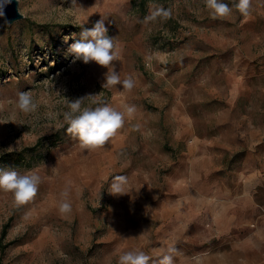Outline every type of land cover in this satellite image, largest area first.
Wrapping results in <instances>:
<instances>
[{"label": "rangeland", "instance_id": "rangeland-1", "mask_svg": "<svg viewBox=\"0 0 264 264\" xmlns=\"http://www.w3.org/2000/svg\"><path fill=\"white\" fill-rule=\"evenodd\" d=\"M17 5L23 18L0 22V157L40 141L4 169L33 170L41 183L20 206L0 190V264H117L127 250L155 259L170 247L174 264H264V0L223 19L204 0ZM158 6L170 18L145 21ZM101 17L131 91L103 88L107 69L68 53L80 25ZM20 91L35 112L16 108ZM90 94L135 109L94 151L63 119L67 100ZM117 176L127 178L126 194L110 192ZM65 189L72 211L62 214Z\"/></svg>", "mask_w": 264, "mask_h": 264}, {"label": "clouds", "instance_id": "clouds-1", "mask_svg": "<svg viewBox=\"0 0 264 264\" xmlns=\"http://www.w3.org/2000/svg\"><path fill=\"white\" fill-rule=\"evenodd\" d=\"M204 3L212 19H223L229 16L233 7L244 16L249 15L251 10V0H235L231 7L223 0H204ZM2 14L0 11V15ZM170 16L169 10L158 6L145 17V21H155L158 18L167 20ZM86 24L80 25V39L69 45L68 53L74 57L73 63L77 60L85 64L95 62L107 69L104 74L103 88L122 84L123 89L131 91L135 86L134 79L129 76L121 81L119 73L115 70L113 62L121 59V49L115 43L114 38L107 35L105 20L101 17L91 28L85 27ZM64 39L67 41L68 37ZM94 97L95 95L90 94L74 101L67 100L69 110L63 114L67 132L78 139L82 149L89 151L104 147L124 126L125 113L131 116L135 111L130 106H124L125 111H119L107 103H96ZM88 98L93 99L95 107L83 106V101ZM15 105L24 114L33 113L38 108V104L27 91L18 92ZM40 183L41 177L33 170L19 172L16 169H0V190L11 193L16 206L24 205L32 200L37 194ZM126 183V177H115L110 192L114 195L126 194L124 192ZM61 196L64 199L59 205V211L62 214L70 213L72 206L67 200L68 189H65ZM176 252L175 247H170L154 259L142 249L136 248L122 252L117 264H174L173 254Z\"/></svg>", "mask_w": 264, "mask_h": 264}, {"label": "trees", "instance_id": "trees-1", "mask_svg": "<svg viewBox=\"0 0 264 264\" xmlns=\"http://www.w3.org/2000/svg\"><path fill=\"white\" fill-rule=\"evenodd\" d=\"M56 143V140H54L53 142L50 143V145H54ZM41 145L40 141H37V143L31 147V148H25L22 149L19 152H11V153H6L3 154L0 157V169H4L5 167L11 165V164H19L20 162H22L24 160V154H26V156H31Z\"/></svg>", "mask_w": 264, "mask_h": 264}, {"label": "water", "instance_id": "water-1", "mask_svg": "<svg viewBox=\"0 0 264 264\" xmlns=\"http://www.w3.org/2000/svg\"><path fill=\"white\" fill-rule=\"evenodd\" d=\"M0 11L3 13L0 15V22H6L9 25L23 18L18 11L17 0H10V2L0 0Z\"/></svg>", "mask_w": 264, "mask_h": 264}]
</instances>
